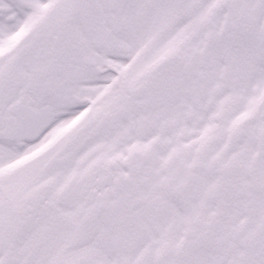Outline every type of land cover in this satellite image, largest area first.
Returning a JSON list of instances; mask_svg holds the SVG:
<instances>
[{"label":"snow or ice","instance_id":"snow-or-ice-1","mask_svg":"<svg viewBox=\"0 0 264 264\" xmlns=\"http://www.w3.org/2000/svg\"><path fill=\"white\" fill-rule=\"evenodd\" d=\"M0 264H264V0H0Z\"/></svg>","mask_w":264,"mask_h":264}]
</instances>
